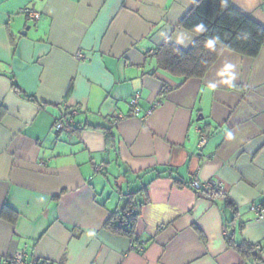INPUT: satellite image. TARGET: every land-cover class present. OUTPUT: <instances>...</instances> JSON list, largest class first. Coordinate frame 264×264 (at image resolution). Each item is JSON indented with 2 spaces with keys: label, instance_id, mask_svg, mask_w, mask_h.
I'll use <instances>...</instances> for the list:
<instances>
[{
  "label": "crops",
  "instance_id": "crops-1",
  "mask_svg": "<svg viewBox=\"0 0 264 264\" xmlns=\"http://www.w3.org/2000/svg\"><path fill=\"white\" fill-rule=\"evenodd\" d=\"M195 1L0 0V255L260 264L247 242L264 261V44L255 57L223 49L202 77L158 68L156 47L196 39L179 24ZM231 3L264 27V0ZM194 179L222 187L204 195ZM129 198L140 244L103 226Z\"/></svg>",
  "mask_w": 264,
  "mask_h": 264
},
{
  "label": "trees",
  "instance_id": "trees-1",
  "mask_svg": "<svg viewBox=\"0 0 264 264\" xmlns=\"http://www.w3.org/2000/svg\"><path fill=\"white\" fill-rule=\"evenodd\" d=\"M179 24L195 33L194 42L187 49L164 42L156 47L153 54L158 68L183 78L202 77L223 49L255 57L264 44V27L235 8L231 0H196ZM23 95L31 98L28 94ZM166 171L162 169L156 175ZM168 172L171 175V171ZM174 180L183 184L179 178L174 177ZM218 192L219 189L211 188L200 193L214 195ZM136 206L129 198L125 205L111 212L103 226L111 232L130 237L137 244L135 224L139 210ZM129 209L133 211L127 215ZM237 246L251 261L264 264L255 244L243 242ZM35 264H44V261H36Z\"/></svg>",
  "mask_w": 264,
  "mask_h": 264
},
{
  "label": "built area",
  "instance_id": "built-area-1",
  "mask_svg": "<svg viewBox=\"0 0 264 264\" xmlns=\"http://www.w3.org/2000/svg\"><path fill=\"white\" fill-rule=\"evenodd\" d=\"M21 12H23L28 18L30 19H38L40 17V12L36 11L34 9H32L31 7H23L21 9ZM80 57H82V55L79 54ZM130 111L129 114L131 115H137L139 114L140 108L138 105V95L135 94L131 99H130ZM77 110L73 109L72 113L74 114ZM54 127L56 130H62V131H66L68 133L73 132L74 130V124L73 122H69L67 124H64L61 120H56L54 122ZM198 133H199V145H203L205 143V134L202 131V129H198ZM190 186L197 192L200 193L202 190H208V189H221L222 185L219 181L217 180H212V181H208V182H199L198 180H192L190 182ZM252 210H254L257 213L258 217L262 216V209H260V207L258 206H252L251 207ZM133 209H129L126 214L128 215L129 212H132ZM261 247L260 243H255V248L259 249ZM27 256V252L25 250V248H19L17 249L13 255L9 256V257H5L0 255V264H19V263H25V257ZM44 264H49L48 261H44Z\"/></svg>",
  "mask_w": 264,
  "mask_h": 264
}]
</instances>
